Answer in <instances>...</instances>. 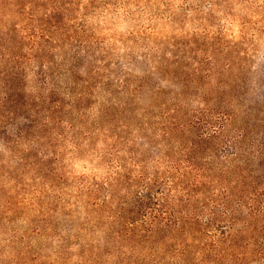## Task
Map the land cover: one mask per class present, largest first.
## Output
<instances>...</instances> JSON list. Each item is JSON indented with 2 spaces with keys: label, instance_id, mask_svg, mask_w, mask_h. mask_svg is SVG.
Returning a JSON list of instances; mask_svg holds the SVG:
<instances>
[{
  "label": "rangeland",
  "instance_id": "obj_1",
  "mask_svg": "<svg viewBox=\"0 0 264 264\" xmlns=\"http://www.w3.org/2000/svg\"><path fill=\"white\" fill-rule=\"evenodd\" d=\"M0 27L5 31L0 56L6 62L13 50L12 63L18 60L26 68L27 91L34 90L40 70L48 83L58 84L56 121L37 132L24 117L27 111L17 109L11 121L16 125L5 124L27 131L21 144L0 128V264H139L146 248L164 249L154 240L122 243L114 229L108 232L111 226L128 231L126 221L115 225L114 218L123 207L120 198L129 197L113 182L123 163L135 176L144 172L161 180L177 165L178 160L160 156V129L151 138L160 108L147 89L141 93L135 101L140 119L124 130L115 127L120 145L112 127L103 123L95 130L93 119L108 96L95 80L91 83L92 68L100 61L107 67L103 80L123 70L129 80L158 81L172 94L181 82L162 83L151 66L158 52L184 56L186 48L190 57L175 56L171 69L186 66L191 73L200 61L202 69L216 72L210 79L200 77L211 87L217 81L230 86L238 75V83L246 82L242 95L256 102L264 90V0H0ZM10 29L13 43L6 35ZM106 50L110 55L102 62ZM92 54L100 60H92ZM203 107L192 98L188 116ZM126 140L129 154L123 153ZM175 156L182 163L183 156ZM176 239L168 241L175 252L168 253L170 264L181 261L183 238ZM151 261L146 257L140 264Z\"/></svg>",
  "mask_w": 264,
  "mask_h": 264
},
{
  "label": "trees",
  "instance_id": "obj_2",
  "mask_svg": "<svg viewBox=\"0 0 264 264\" xmlns=\"http://www.w3.org/2000/svg\"><path fill=\"white\" fill-rule=\"evenodd\" d=\"M3 32L0 27V34ZM10 34L12 29L6 33L8 41L12 42L15 35ZM0 48H5L2 38ZM8 49L12 48L8 46ZM186 52V48L184 56L158 52L160 57L151 66L158 78H162V83L181 82V89L172 94L158 81L156 84L145 82L140 76L129 80L130 76L123 70L119 76L114 70L103 80L100 76L107 67L101 66L100 61V65L92 68L91 83L95 80L108 96L93 119L95 130L104 128L105 123L106 127L113 128V140L120 144L121 134L115 132V127L124 130L131 121L140 119L135 101L147 89V94L156 101L154 106L161 112L159 122L152 124L150 129L151 138L154 140L156 130L160 129V156L179 161L175 155L180 154L183 156L180 161L184 163L177 161V165L168 171V179L165 176L163 180L149 179L144 172L135 176L128 163H123L118 172L119 179L113 182L129 197L120 198L123 207L114 218L115 225L120 220L126 221L128 231L115 230L116 226H111L108 232L114 229V235L122 243L147 239L165 247L146 248L145 255L136 261L139 264L146 257L152 259L149 264H170L168 253L174 250L168 241L173 238L179 241L180 237L183 238V247L179 248L178 254L181 261L174 264H264V186L260 185L264 180V90L256 102L247 100L242 95L246 82L240 79L238 83V75L230 86L219 81L213 87L210 84L204 86L201 75L210 79L216 72L212 68L202 69L200 61H196L199 63L191 73L184 68L186 66L171 69L175 56L181 57L180 60L190 57ZM8 55L6 62L3 54L0 56L3 60L0 63V128L6 129L2 134L13 132L15 142L21 144L22 134L27 131L24 128L16 130L5 122L15 124L11 121L21 107L27 111L29 116L24 117L34 131L56 121L58 110L53 103L58 84L48 83V76L40 70L35 77L34 90L27 91L26 68L18 60L12 63L17 59L13 50ZM94 55L92 60H100L98 54ZM101 55L104 62L110 53L106 50ZM179 71L183 74H178ZM94 92L95 88L91 90V97ZM192 98L204 107L188 116L187 107L192 104ZM175 103L176 106L171 107ZM124 143L123 153L129 154L131 150L127 145L131 142L126 140ZM114 191L111 189V194ZM137 215L142 217L141 220L135 218Z\"/></svg>",
  "mask_w": 264,
  "mask_h": 264
}]
</instances>
